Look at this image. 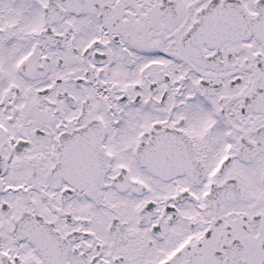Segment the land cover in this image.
Returning a JSON list of instances; mask_svg holds the SVG:
<instances>
[{"label": "snow or ice", "instance_id": "snow-or-ice-1", "mask_svg": "<svg viewBox=\"0 0 264 264\" xmlns=\"http://www.w3.org/2000/svg\"><path fill=\"white\" fill-rule=\"evenodd\" d=\"M0 264H264V0H0Z\"/></svg>", "mask_w": 264, "mask_h": 264}]
</instances>
